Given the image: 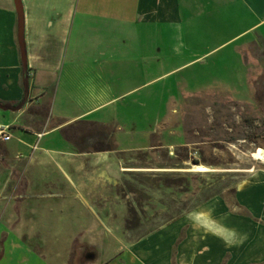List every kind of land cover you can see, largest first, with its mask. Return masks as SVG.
Here are the masks:
<instances>
[{"label": "crops", "instance_id": "1", "mask_svg": "<svg viewBox=\"0 0 264 264\" xmlns=\"http://www.w3.org/2000/svg\"><path fill=\"white\" fill-rule=\"evenodd\" d=\"M20 2L25 65L14 0H0V125L10 135L0 141V264H264V160L232 193L144 235L141 222L132 233L115 226L94 177L100 165L115 170L106 183L116 188L142 174L124 155L178 147L166 125L181 96L254 104L249 53L264 43L252 35L264 27V0ZM188 69L218 76L190 86ZM78 126L102 127L111 141L91 134L75 145L65 133ZM108 142L112 150H96Z\"/></svg>", "mask_w": 264, "mask_h": 264}, {"label": "rangeland", "instance_id": "2", "mask_svg": "<svg viewBox=\"0 0 264 264\" xmlns=\"http://www.w3.org/2000/svg\"><path fill=\"white\" fill-rule=\"evenodd\" d=\"M262 33L264 27L252 35L256 38V35ZM259 44L257 42L258 49L249 53L253 59L252 68L259 70L254 82L264 76V50ZM232 64L229 60L226 70L228 76L235 74ZM193 70L181 73V77L188 79L190 86H194L193 82L197 79L207 83L218 76L215 72ZM258 88L262 91L263 87ZM234 103L222 92L181 96L173 107L174 118L166 127L168 130L177 129L183 142L171 150L124 155V161L129 166H142V174L124 175V179L135 189L134 193H126L124 202L125 205L130 203L140 215L142 228L137 235L152 231L207 198L232 193L236 182L243 176L241 172L258 166L259 163L252 159V155L259 149L264 151V100L247 106ZM104 131L102 127L78 126L67 130L65 135L75 145H85L91 134H97L100 141L108 140L104 138L107 134ZM51 142L57 145L58 140ZM194 161L208 167L210 172H190L194 165H198ZM104 168L100 165L94 172L95 179H99V200L105 195V205L112 208L115 215V226L121 227L125 223L127 208L121 200L115 201L117 188L106 183V179L116 177L117 173ZM45 171L52 179L59 178L51 167ZM164 182L172 187L164 185ZM49 189L53 188L45 187V190ZM61 237H58L61 240L59 243H53L57 247L53 248V252L59 253L61 250L59 247H62L64 241V237Z\"/></svg>", "mask_w": 264, "mask_h": 264}, {"label": "trees", "instance_id": "3", "mask_svg": "<svg viewBox=\"0 0 264 264\" xmlns=\"http://www.w3.org/2000/svg\"><path fill=\"white\" fill-rule=\"evenodd\" d=\"M259 45L263 46L262 48L264 50V43L260 42ZM263 77L260 76L259 79L253 83L254 102H256V104H259L260 102H262L264 100ZM259 86L263 87L261 89L262 91H260V88H258ZM234 104H237V103H234ZM112 149H113L112 144L110 142H108L105 144H100V146L97 147L96 150L107 151V150H112ZM121 159L123 160L122 157H121ZM194 162H195V164H198L197 161H194ZM164 185L168 186L169 188L172 187L171 185L167 184L166 182H164ZM142 186H143V183H142ZM116 188H117L116 191H117L118 195H120L122 199L125 198L124 196H126V193L131 194V193H134V190H135V189H133L134 187H132V185L130 184V182L127 179H122V181L116 186ZM126 208H127V214H126V219H125V223H124V232L125 233H132L140 225V215H139L138 211L133 206L130 205V203H126Z\"/></svg>", "mask_w": 264, "mask_h": 264}, {"label": "water", "instance_id": "4", "mask_svg": "<svg viewBox=\"0 0 264 264\" xmlns=\"http://www.w3.org/2000/svg\"><path fill=\"white\" fill-rule=\"evenodd\" d=\"M14 5L16 9L17 18H18V22H17L18 44H19L20 52H21V59H22L23 64L25 65L26 59H25V46H24V41H23V10H22L20 0H14Z\"/></svg>", "mask_w": 264, "mask_h": 264}, {"label": "bare ground", "instance_id": "5", "mask_svg": "<svg viewBox=\"0 0 264 264\" xmlns=\"http://www.w3.org/2000/svg\"><path fill=\"white\" fill-rule=\"evenodd\" d=\"M263 155H264L263 150L262 149H259L252 156H253V159H256V160H259V161H263L264 160V156ZM190 172L202 174V173L210 172V169L208 167L204 166V165H199L198 164V165H194L192 167V169H190Z\"/></svg>", "mask_w": 264, "mask_h": 264}, {"label": "built area", "instance_id": "6", "mask_svg": "<svg viewBox=\"0 0 264 264\" xmlns=\"http://www.w3.org/2000/svg\"><path fill=\"white\" fill-rule=\"evenodd\" d=\"M8 131V126L0 125V141L6 142L10 140V135L8 134Z\"/></svg>", "mask_w": 264, "mask_h": 264}]
</instances>
